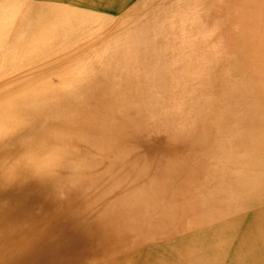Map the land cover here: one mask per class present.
I'll return each instance as SVG.
<instances>
[{"label":"bare ground","instance_id":"6f19581e","mask_svg":"<svg viewBox=\"0 0 264 264\" xmlns=\"http://www.w3.org/2000/svg\"><path fill=\"white\" fill-rule=\"evenodd\" d=\"M0 264H264V0H0Z\"/></svg>","mask_w":264,"mask_h":264}]
</instances>
